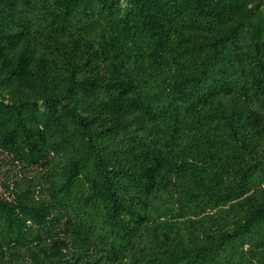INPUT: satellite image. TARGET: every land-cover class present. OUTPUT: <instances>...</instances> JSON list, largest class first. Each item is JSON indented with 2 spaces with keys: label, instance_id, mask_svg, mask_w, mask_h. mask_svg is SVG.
I'll return each instance as SVG.
<instances>
[{
  "label": "trees",
  "instance_id": "obj_1",
  "mask_svg": "<svg viewBox=\"0 0 264 264\" xmlns=\"http://www.w3.org/2000/svg\"><path fill=\"white\" fill-rule=\"evenodd\" d=\"M0 264H264V0H0Z\"/></svg>",
  "mask_w": 264,
  "mask_h": 264
}]
</instances>
